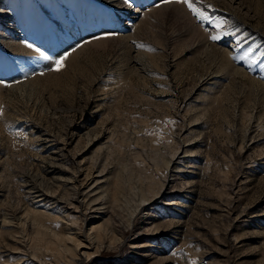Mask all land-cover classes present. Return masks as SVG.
Here are the masks:
<instances>
[{
    "label": "rangeland",
    "instance_id": "rangeland-1",
    "mask_svg": "<svg viewBox=\"0 0 264 264\" xmlns=\"http://www.w3.org/2000/svg\"><path fill=\"white\" fill-rule=\"evenodd\" d=\"M72 1L0 0V264H264V0Z\"/></svg>",
    "mask_w": 264,
    "mask_h": 264
},
{
    "label": "bare ground",
    "instance_id": "bare-ground-1",
    "mask_svg": "<svg viewBox=\"0 0 264 264\" xmlns=\"http://www.w3.org/2000/svg\"><path fill=\"white\" fill-rule=\"evenodd\" d=\"M148 2H152L153 0H147ZM146 1V2H147ZM73 2L72 0H65V3H66V7L65 9L68 11L66 12L64 15H71L73 11V8L71 7L72 6V3ZM93 2H97V4H101L102 6H107L109 8H111V4H114V2L117 3V5L115 4L116 6V10H121V11H117L118 14H116L118 18L122 17L124 18L126 21L122 24V26L124 27H138L137 25H140L141 23L139 22H143V20L145 19L146 16H148L149 14H157V15H160V16H165V14L167 13H170L171 15H178V14H181L182 17L184 18H188V27L189 29L194 33H197L198 35L200 36H204L203 33L200 31V27L198 26V28L194 25V23L192 22L191 20V17H190V14L187 12V10H185V4H181V3H178L176 2V0H166L164 1V3H160L159 5L157 6H153L151 8H146L145 6V2H143L142 4H139L140 6L135 8L134 10L130 11V10H126L124 9V7L126 8V3L124 2V0H93ZM192 4H193V7H195L197 11V16H204L205 18H207V14L204 12V7L205 8H210L208 7L207 5H204L203 7H200L198 5H196V2L197 0H191ZM83 3H90V8L93 7L92 5V2H87V1H84ZM128 4V3H127ZM156 4V1L155 3ZM50 6H52V3L50 1ZM209 10V9H208ZM122 12V13H121ZM210 12V11H209ZM98 13V12H97ZM176 13V14H174ZM131 14V15H130ZM210 14V13H208ZM180 15V16H181ZM5 17H8V24L11 25V23L14 21H17V23H19L20 21V17H21V13L19 12L17 15H13L12 13L9 15V13L5 12ZM167 16V15H166ZM105 17V16H104ZM115 17V18H116ZM209 17V16H208ZM116 18V20H114L113 22L114 23H117V24H120V20ZM139 19L138 23H136V21ZM4 20H6V18H4ZM96 20V18H91L89 20V23L92 25L93 21ZM216 20V19H215ZM214 20V23L218 24L220 23L219 21H215ZM103 21V19H102ZM106 21V20H104ZM75 24L72 26V28L68 29V30H64L63 32H61V34H64L65 37L63 38L62 42H59L58 45L59 47H61V45H67L66 47H68V45H70L69 43H72V42H79L80 41V37H79V32L83 33L85 31V23L83 22H80L79 20H75ZM98 23H100V21H96ZM105 23V22H103ZM103 23H100V25L98 26V30L100 28H102L103 26ZM196 23V22H195ZM203 24V23H202ZM1 26V24H0ZM89 26V25H88ZM96 26H93L92 28V31L94 32L96 29ZM122 28V27H121ZM185 28V27H184ZM7 30L9 28H6ZM116 28H113L112 29H103V30H99L98 31V34H105L106 32H113ZM123 29V28H122ZM188 29V31H189ZM79 31V32H78ZM89 31V30H88ZM90 32V31H89ZM204 32V31H203ZM94 35V34H93ZM196 35V34H194ZM198 35H197V38H198ZM92 36V35H91ZM105 36V35H104ZM98 37L96 39H92V40H88V42L82 44L80 47H69V48H74V50L70 51L66 56H67V59L64 60L63 62V65L66 63V62H69L75 55H77L78 53H80L82 50H85L87 48H90V47H93V46H105L107 43H119V44H124L125 43V38H121V37H117V38H113L112 36H105V37ZM191 36V35H190ZM90 37V35L88 36ZM20 38V37H19ZM87 38V37H85ZM200 39V38H199ZM202 40V39H201ZM200 40V41H201ZM198 41V40H197ZM85 42V41H84ZM17 43V42H16ZM24 43V41H23ZM23 43H17L16 46L17 47H25L23 45ZM25 44V43H24ZM27 44V43H26ZM57 44V43H56ZM20 48V49H21ZM26 48V47H25ZM62 48V47H61ZM68 48V49H69ZM28 49V47L26 48ZM31 49V48H30ZM22 50V49H21ZM40 53V52H39ZM60 54H63V52L60 50L59 52L55 53L54 55L55 56H58ZM37 55V54H36ZM64 55V54H63ZM35 56V55H34ZM60 57V56H59ZM39 58V57H38ZM48 59V58H47ZM57 60V59H56ZM59 60V59H58ZM73 60V59H72ZM50 243V242H49ZM50 247V246H49ZM55 247V246H54ZM56 248V247H55Z\"/></svg>",
    "mask_w": 264,
    "mask_h": 264
},
{
    "label": "snow or ice",
    "instance_id": "snow-or-ice-1",
    "mask_svg": "<svg viewBox=\"0 0 264 264\" xmlns=\"http://www.w3.org/2000/svg\"><path fill=\"white\" fill-rule=\"evenodd\" d=\"M176 2L185 4L189 8V10L193 13L196 12V9L193 7V4L191 0H176ZM212 41H218L220 37L218 35H211L209 37ZM29 48L32 47V45H28ZM67 59V56L61 57L59 60L56 61V68L54 70L59 71L63 67L64 60ZM0 115H2V112H0Z\"/></svg>",
    "mask_w": 264,
    "mask_h": 264
}]
</instances>
